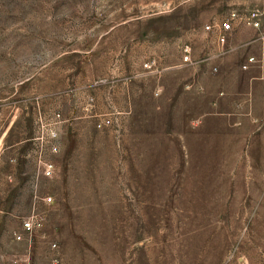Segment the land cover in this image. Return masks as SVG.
Segmentation results:
<instances>
[{
    "label": "rangeland",
    "instance_id": "1",
    "mask_svg": "<svg viewBox=\"0 0 264 264\" xmlns=\"http://www.w3.org/2000/svg\"><path fill=\"white\" fill-rule=\"evenodd\" d=\"M234 12L264 24V0H0V264H264V85L212 62Z\"/></svg>",
    "mask_w": 264,
    "mask_h": 264
},
{
    "label": "crops",
    "instance_id": "2",
    "mask_svg": "<svg viewBox=\"0 0 264 264\" xmlns=\"http://www.w3.org/2000/svg\"><path fill=\"white\" fill-rule=\"evenodd\" d=\"M192 50L193 52L196 51H205L212 49L210 47L216 48V43L213 41L210 46H208L207 40L202 38L200 34L195 35V39L192 41ZM222 48V47H221ZM225 53L223 56L216 57L212 59L216 65H218L219 70H221V74L219 73L218 76H221L223 73L226 74L224 71L228 64L235 63L237 58H242L243 60L241 64L246 61L248 56H255L257 59L261 58V55L264 54V24L262 28H235L234 30L227 33V42L225 44ZM212 49V50H213ZM246 56V57H245ZM236 67V66H235ZM234 67L233 75L239 77L240 75H236L238 73ZM249 73L246 74V78L244 79L245 82H252V84L256 85H264V67H261L259 62H254L249 65ZM231 73V72H230ZM228 76V74L224 75ZM238 79V78H237ZM243 82V80H242ZM237 83H240L237 82ZM236 83V84H237Z\"/></svg>",
    "mask_w": 264,
    "mask_h": 264
},
{
    "label": "built area",
    "instance_id": "3",
    "mask_svg": "<svg viewBox=\"0 0 264 264\" xmlns=\"http://www.w3.org/2000/svg\"><path fill=\"white\" fill-rule=\"evenodd\" d=\"M189 1V0H186ZM261 9V8H260ZM260 9H254L251 10L246 17H244V21L248 24L251 25L252 27H259L261 25V15L263 14V10ZM232 16L227 18L226 20L222 21L220 24V29L221 33L219 34V40L220 42L224 43L227 40L226 32L232 30L233 28V20L235 17H237L236 13H232ZM206 30H210L211 26L206 25L205 26ZM188 46L185 48V52H188ZM189 59L188 53L185 54L184 60L187 61ZM256 62V58L254 56H250L246 62L242 65L244 69H247L251 63ZM149 64L145 63V67H148ZM98 126H101V123L98 124ZM51 137L56 138V133L52 132L50 134ZM51 150L56 151L57 150V145L56 144H51ZM53 169H54V164L48 160L44 159L41 161V167H40V175L42 177L49 178L53 174ZM39 178V175H37L36 179ZM46 221V215L44 212H42L38 207L37 203L35 202L33 204V211L30 215L26 216L22 222H21V231L20 232H14L13 236L16 240H22L25 236H31L34 231L37 229H40L43 225L44 222Z\"/></svg>",
    "mask_w": 264,
    "mask_h": 264
}]
</instances>
